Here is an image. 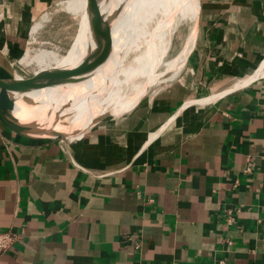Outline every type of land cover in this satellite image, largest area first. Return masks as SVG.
<instances>
[{
	"label": "crops",
	"instance_id": "obj_1",
	"mask_svg": "<svg viewBox=\"0 0 264 264\" xmlns=\"http://www.w3.org/2000/svg\"><path fill=\"white\" fill-rule=\"evenodd\" d=\"M49 2L0 0V49ZM195 27L175 80L76 139L0 122V264H264V74L233 89L264 63V0H200Z\"/></svg>",
	"mask_w": 264,
	"mask_h": 264
},
{
	"label": "bare ground",
	"instance_id": "obj_2",
	"mask_svg": "<svg viewBox=\"0 0 264 264\" xmlns=\"http://www.w3.org/2000/svg\"><path fill=\"white\" fill-rule=\"evenodd\" d=\"M199 5L200 0H102L100 18L96 22L100 21L90 28L93 46L89 51L91 53L68 59L53 50L42 49L35 53L26 51L21 64L30 66L36 62L40 69L51 67V63L58 68H77L71 84L63 90L57 89L55 85L60 77H41L36 84L21 82L19 86L25 93L15 96V116L22 121L23 126L34 130L35 134L32 135H42L56 128L65 130L72 125L85 127L106 114L120 116L128 112L148 86L158 81L155 74L161 62L158 44H161L164 57L169 47L171 50L168 40L171 23L181 14L196 20ZM65 7L75 14L83 15L85 0L67 1ZM48 20L49 15L43 14L41 20L33 26L32 33L36 34ZM99 28L101 34L96 33ZM195 31L183 52L168 66L175 72V76L186 62L196 37ZM104 35L107 36V44H99ZM144 44L146 50L140 63L127 67V56L131 49L138 50ZM97 52H103L106 59L99 60L93 65L92 73H88L82 66L91 64L98 57ZM255 74H264V63ZM250 81L242 85L235 84L233 89L241 88ZM217 97L206 98L204 101L213 102Z\"/></svg>",
	"mask_w": 264,
	"mask_h": 264
},
{
	"label": "rangeland",
	"instance_id": "obj_3",
	"mask_svg": "<svg viewBox=\"0 0 264 264\" xmlns=\"http://www.w3.org/2000/svg\"><path fill=\"white\" fill-rule=\"evenodd\" d=\"M49 1H50L49 4L40 12V16L38 20H36L28 28L23 29V35L25 36V40H24V44L22 48H20L15 53L11 52V49L9 48V46H7V51H5L4 49H6L5 48L6 45L5 46L3 45V48L0 49V54H2V57H3L2 59L4 60V62L6 64L13 65L21 74L23 73L28 74L35 67L40 69L39 64H37L36 62H34V64L30 66L20 63L22 57L26 55V51L31 50L32 52L35 53L38 50L44 49V50H49V51L51 50L56 51L58 52L59 55L60 53L66 54V52L68 51V49L70 48L72 44L74 37L76 36L78 32L79 23L72 19L71 13L65 7L67 4V1H70V0H49ZM45 13L49 15V20L44 23L43 27L39 29L36 34H33L32 33L33 26L41 20V17ZM181 16H179L175 21L171 23L170 29L168 30L170 33V34L168 33V37H169L168 40L170 41L171 50L169 47L164 57L162 54L163 50H162L161 44H158L159 45L158 47H160L159 53H160L161 62L159 63V66L157 67L158 70H156L155 72V74L158 77L157 79L158 81L156 82L157 84L155 83L154 85L148 86L147 90L149 91L146 90L147 92L146 91H144V93L142 92L143 95L136 104L140 103L142 100L150 96L153 92L160 90L166 84L170 83L176 78V76L174 75L175 72L172 70V68L169 69L168 66L170 65L172 61H174L183 52L184 48H186L188 39L190 38L193 30L195 29V21H196V20L193 21L191 17H187V14L185 17L183 16V14H181ZM85 26H86V23L84 21V16L82 15V26H81L79 35L78 37H76L67 55L65 56L61 55L62 57L73 59L77 57L79 54L80 55L88 54V52L92 50L93 46L91 45V30L89 29L88 34L85 37V28H86ZM179 32L180 33L182 32V33L180 34ZM145 50H146V44H144L138 50H136L135 48H132L129 55L127 56L126 66L129 67L131 65L135 66L139 64L141 61V58L145 54ZM53 64L54 63L50 64L51 67H56L55 66L56 64L54 65ZM259 74H255L249 79L245 78L237 82L236 84L239 83L240 85H242L250 81L251 79L255 78ZM40 79L41 77L33 79L32 81H26V83L36 84L38 83V81H40ZM211 98L212 97H210L209 99ZM199 103L211 104L212 102H210L209 100L204 101L203 99L202 101H199ZM72 126L71 127L69 126L67 130L78 128V126H73V127Z\"/></svg>",
	"mask_w": 264,
	"mask_h": 264
},
{
	"label": "water",
	"instance_id": "obj_4",
	"mask_svg": "<svg viewBox=\"0 0 264 264\" xmlns=\"http://www.w3.org/2000/svg\"><path fill=\"white\" fill-rule=\"evenodd\" d=\"M101 2L102 0H85V7L83 8V16L84 21L86 23L85 28V37L88 34L90 28L95 26L97 19L100 18L101 13ZM69 11V10H68ZM71 17L74 21L79 23V28L76 36L74 37L72 44L74 43L76 37H78L81 26H82V14H75L71 11ZM101 28L97 29L96 33H100ZM107 44V36H103L101 39L100 44ZM72 44L66 54H61L62 56L67 55L69 50L72 47ZM98 55L95 60L89 65L82 66L86 69L88 73H92L93 65H96L99 60L106 59V55H103V52H97L96 56ZM2 54H0V122L8 128L10 131L29 137L32 139H55L60 138L63 141H68L71 139H76L82 136L88 129L98 125L99 123L109 119L114 118L115 116L111 114H106L101 117L94 119L89 125L83 127L78 126L77 129L67 130V129H53L50 130L48 133H44L42 135H32L35 134L33 129H30L29 126H23L22 121L15 116V96L21 93H25V90L20 88V83L23 81H32L33 79L40 78V77H60L56 81L57 89L63 90L68 84H71L72 76L75 68H58V67H51V68H33L30 73H23L21 74L13 65L6 64L2 59ZM27 67V66H26ZM117 117V116H116ZM32 133V134H31Z\"/></svg>",
	"mask_w": 264,
	"mask_h": 264
},
{
	"label": "built area",
	"instance_id": "obj_5",
	"mask_svg": "<svg viewBox=\"0 0 264 264\" xmlns=\"http://www.w3.org/2000/svg\"><path fill=\"white\" fill-rule=\"evenodd\" d=\"M253 170V163L249 160L248 167L246 169V173H251ZM235 210L230 209L227 212L228 222L232 224L233 217L235 214ZM259 223L264 222V217L258 221ZM18 240V237L13 232H1L0 233V256H2L5 252H7L13 244Z\"/></svg>",
	"mask_w": 264,
	"mask_h": 264
}]
</instances>
